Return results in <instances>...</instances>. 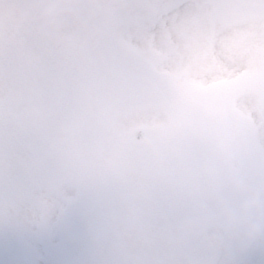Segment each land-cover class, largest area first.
Returning a JSON list of instances; mask_svg holds the SVG:
<instances>
[{
  "label": "snow or ice",
  "instance_id": "6c2138e0",
  "mask_svg": "<svg viewBox=\"0 0 264 264\" xmlns=\"http://www.w3.org/2000/svg\"><path fill=\"white\" fill-rule=\"evenodd\" d=\"M34 29L0 0V264H230L177 226L212 144L264 116V0H117L66 47Z\"/></svg>",
  "mask_w": 264,
  "mask_h": 264
},
{
  "label": "clouds",
  "instance_id": "9594fccd",
  "mask_svg": "<svg viewBox=\"0 0 264 264\" xmlns=\"http://www.w3.org/2000/svg\"><path fill=\"white\" fill-rule=\"evenodd\" d=\"M117 0H20L34 34L60 47L71 25L89 40L102 39ZM203 194L177 232L224 255L264 249V116L216 140L202 167Z\"/></svg>",
  "mask_w": 264,
  "mask_h": 264
},
{
  "label": "rangeland",
  "instance_id": "374dc122",
  "mask_svg": "<svg viewBox=\"0 0 264 264\" xmlns=\"http://www.w3.org/2000/svg\"><path fill=\"white\" fill-rule=\"evenodd\" d=\"M65 31L66 33H71L75 31V28H73L71 25H68ZM219 258L222 262L228 259L230 264H250L249 262H252L253 264H264V249H253L245 253L233 252L231 253L230 257L227 258L226 255L220 253ZM4 259H7V256H5ZM41 264H43V261Z\"/></svg>",
  "mask_w": 264,
  "mask_h": 264
}]
</instances>
